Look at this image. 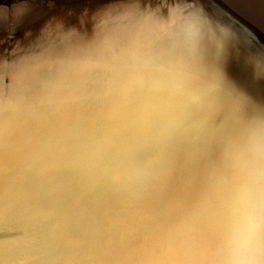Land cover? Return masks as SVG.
I'll use <instances>...</instances> for the list:
<instances>
[{"label": "water", "instance_id": "1", "mask_svg": "<svg viewBox=\"0 0 264 264\" xmlns=\"http://www.w3.org/2000/svg\"><path fill=\"white\" fill-rule=\"evenodd\" d=\"M94 1L29 2L0 21L5 52L32 13ZM218 1L264 49L261 2L260 23ZM170 82L0 107V264L242 263L252 228L233 132Z\"/></svg>", "mask_w": 264, "mask_h": 264}, {"label": "bare ground", "instance_id": "2", "mask_svg": "<svg viewBox=\"0 0 264 264\" xmlns=\"http://www.w3.org/2000/svg\"><path fill=\"white\" fill-rule=\"evenodd\" d=\"M217 1L97 0L36 11L14 31L8 53L0 29V107L29 105L33 92L163 88L175 80L233 132L237 191L252 228L241 264H264V49ZM220 2L261 23L253 10L264 0ZM28 6L0 7V21L17 20Z\"/></svg>", "mask_w": 264, "mask_h": 264}, {"label": "rangeland", "instance_id": "3", "mask_svg": "<svg viewBox=\"0 0 264 264\" xmlns=\"http://www.w3.org/2000/svg\"><path fill=\"white\" fill-rule=\"evenodd\" d=\"M34 1H38V0H2V2L0 3V7L10 8L13 5H17L25 2L29 3Z\"/></svg>", "mask_w": 264, "mask_h": 264}, {"label": "snow or ice", "instance_id": "4", "mask_svg": "<svg viewBox=\"0 0 264 264\" xmlns=\"http://www.w3.org/2000/svg\"><path fill=\"white\" fill-rule=\"evenodd\" d=\"M247 39L251 40L252 38L249 36V37H247Z\"/></svg>", "mask_w": 264, "mask_h": 264}, {"label": "trees", "instance_id": "5", "mask_svg": "<svg viewBox=\"0 0 264 264\" xmlns=\"http://www.w3.org/2000/svg\"><path fill=\"white\" fill-rule=\"evenodd\" d=\"M2 2V0H0V3Z\"/></svg>", "mask_w": 264, "mask_h": 264}]
</instances>
